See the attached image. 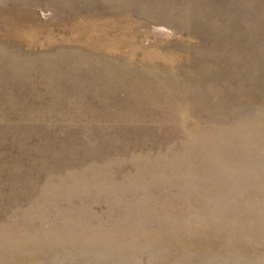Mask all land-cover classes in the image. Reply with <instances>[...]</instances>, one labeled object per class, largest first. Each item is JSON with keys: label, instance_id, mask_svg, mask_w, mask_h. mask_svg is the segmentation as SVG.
<instances>
[{"label": "rangeland", "instance_id": "obj_1", "mask_svg": "<svg viewBox=\"0 0 264 264\" xmlns=\"http://www.w3.org/2000/svg\"><path fill=\"white\" fill-rule=\"evenodd\" d=\"M0 264H264V0H0Z\"/></svg>", "mask_w": 264, "mask_h": 264}]
</instances>
